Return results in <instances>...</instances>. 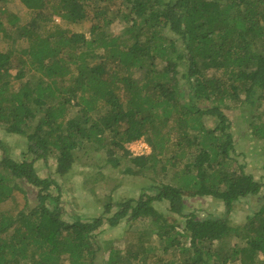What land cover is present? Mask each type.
I'll use <instances>...</instances> for the list:
<instances>
[{
    "label": "trees",
    "instance_id": "trees-1",
    "mask_svg": "<svg viewBox=\"0 0 264 264\" xmlns=\"http://www.w3.org/2000/svg\"><path fill=\"white\" fill-rule=\"evenodd\" d=\"M9 1L0 0V127L26 137L28 153L0 156V264H264V172L233 167L225 111L246 105L264 141V0H20L24 23ZM87 19L90 36L63 23ZM117 20L119 35L109 31ZM141 138L150 153L127 148ZM85 149L161 179L91 219H67L61 185L36 162L54 158L64 175ZM186 196H213L225 213L199 218ZM249 196L258 208L234 224L230 212ZM124 221L129 247L106 258L96 231Z\"/></svg>",
    "mask_w": 264,
    "mask_h": 264
},
{
    "label": "rangeland",
    "instance_id": "rangeland-1",
    "mask_svg": "<svg viewBox=\"0 0 264 264\" xmlns=\"http://www.w3.org/2000/svg\"><path fill=\"white\" fill-rule=\"evenodd\" d=\"M10 10L21 14L22 22H26L31 12L20 0H11L7 3ZM60 22V18L56 17ZM65 25L73 28L76 31L85 32L90 36L91 21L89 19L80 23ZM125 27L123 20L115 21L109 31L115 35L121 34ZM2 48L5 44L1 45ZM226 108V113L233 121V132L236 137V153L233 155V167L243 166L246 171L253 173L256 178L260 179L264 172V141L254 134L251 122L249 120V108L244 109L246 105ZM243 109L245 113H243ZM145 141L146 139L143 138ZM130 149L131 143L126 144ZM137 147V145H134ZM26 151V152H25ZM151 151V149H150ZM147 151V153H150ZM24 152L28 153V140L26 137L18 134H11L0 127V156L9 153L12 157L21 160L24 158ZM117 156H123L122 149H116ZM107 152L84 150L80 152V158L74 162L70 171L61 175L55 173L56 160L50 158L48 161L40 159L36 162L40 175L55 177L62 189L63 206L65 209V217L72 219L73 215H79L83 219H91L94 216L100 215L104 209V204L107 201L114 203L128 197H138L143 189L149 191V185L152 182L153 173L142 175H128L124 171L123 166H115L107 161ZM32 156V155H31ZM29 157V156H28ZM162 165L159 172H155L156 176L162 175ZM155 177V180H160ZM150 192V191H149ZM185 202L189 213L196 214L199 218L207 215H220L225 213V205L222 200H218L213 196H186ZM260 199L257 196L245 197L237 201L233 210L230 212V218L234 224H242L247 216L253 213L259 206ZM154 206L159 211L166 214L170 221L175 218L179 222L183 221L179 217L169 211L168 201H155ZM116 210V207L113 208ZM148 222H137L134 228L144 227ZM128 224L126 221L119 226L111 227L105 224L96 232V237L103 246L101 253L109 255L110 248H117L120 251L125 250L128 246L127 230ZM153 243L159 244L157 236H154Z\"/></svg>",
    "mask_w": 264,
    "mask_h": 264
},
{
    "label": "built area",
    "instance_id": "built-area-1",
    "mask_svg": "<svg viewBox=\"0 0 264 264\" xmlns=\"http://www.w3.org/2000/svg\"><path fill=\"white\" fill-rule=\"evenodd\" d=\"M137 145V147H134ZM130 149L134 154H143L150 151L151 147L143 138L131 142Z\"/></svg>",
    "mask_w": 264,
    "mask_h": 264
}]
</instances>
